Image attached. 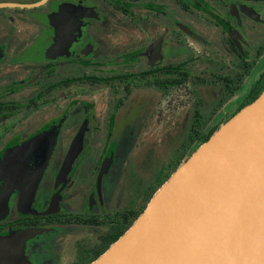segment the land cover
<instances>
[{
	"label": "flooded vegetation",
	"instance_id": "af4514ba",
	"mask_svg": "<svg viewBox=\"0 0 264 264\" xmlns=\"http://www.w3.org/2000/svg\"><path fill=\"white\" fill-rule=\"evenodd\" d=\"M263 92L264 0H0V237L23 234L31 264L99 258L158 179ZM176 96L178 148L142 181L135 147L154 120L173 127Z\"/></svg>",
	"mask_w": 264,
	"mask_h": 264
},
{
	"label": "water",
	"instance_id": "95a60500",
	"mask_svg": "<svg viewBox=\"0 0 264 264\" xmlns=\"http://www.w3.org/2000/svg\"><path fill=\"white\" fill-rule=\"evenodd\" d=\"M81 138L82 131L58 183ZM40 148L43 172L52 146ZM35 190L24 193L26 206ZM24 241L23 234L0 237V264H31L21 253ZM91 264H264V92L182 162L132 227Z\"/></svg>",
	"mask_w": 264,
	"mask_h": 264
},
{
	"label": "rangeland",
	"instance_id": "374dc122",
	"mask_svg": "<svg viewBox=\"0 0 264 264\" xmlns=\"http://www.w3.org/2000/svg\"><path fill=\"white\" fill-rule=\"evenodd\" d=\"M155 99L156 102L160 101L158 97L154 98V100ZM179 99L180 97L177 96L168 97V108H166V106L164 107L165 109H169L168 115L170 116L168 118H171L175 113L173 127L169 130H164L160 124L156 125V121L154 120L152 129L149 130L146 135L147 138L150 137L148 143L143 142L135 147L132 163L136 168L138 178L142 181H148L150 177L158 174V170L162 167L168 166L176 153V149L178 148V138L183 129V116L181 113L186 111V109H184L183 112L182 109H180L181 111H174V108L180 102ZM163 105H166V101H164ZM157 108L159 110L160 105H158ZM164 108L162 111L163 115L166 113ZM89 161L91 160L89 159Z\"/></svg>",
	"mask_w": 264,
	"mask_h": 264
},
{
	"label": "trees",
	"instance_id": "16d2710c",
	"mask_svg": "<svg viewBox=\"0 0 264 264\" xmlns=\"http://www.w3.org/2000/svg\"><path fill=\"white\" fill-rule=\"evenodd\" d=\"M256 99V98H255ZM255 99H252V101H254ZM251 101V102H252ZM200 146L195 147V151L199 148ZM194 151V152H195ZM181 165V163H177L174 168L166 175L160 177L157 181V183L154 186V190L153 192L148 196L147 200L145 201L144 206L142 207V209L138 212V214L136 215V217L121 231L120 233V237L123 236L134 224V222L138 219V217L144 212V210L146 209L147 205L149 204V202L151 201V199L153 198L154 194L163 186V184L171 177V175L177 170V168ZM178 166V167H177ZM103 254V253H101ZM98 258V257H97ZM97 258L94 259H90L88 260L87 264H91L92 262H94Z\"/></svg>",
	"mask_w": 264,
	"mask_h": 264
}]
</instances>
